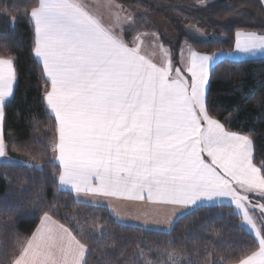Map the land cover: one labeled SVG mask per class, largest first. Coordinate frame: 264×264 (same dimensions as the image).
I'll use <instances>...</instances> for the list:
<instances>
[{"label":"snow or ice","instance_id":"snow-or-ice-1","mask_svg":"<svg viewBox=\"0 0 264 264\" xmlns=\"http://www.w3.org/2000/svg\"><path fill=\"white\" fill-rule=\"evenodd\" d=\"M33 55L50 84L45 99L59 125L61 185L111 197L134 193L173 205L230 197L258 240L238 264H264V163L253 162L252 140L214 118L207 91L213 56L191 53L186 70L150 63L122 35L77 0H39L31 10ZM235 49H264V35L237 32ZM218 55H223L220 53ZM16 61L0 58V125L14 96ZM5 156L0 136V157ZM207 157V159H206ZM241 189L242 191L238 190ZM56 231L67 251L46 241ZM73 245L75 247H73ZM85 246L45 213L41 226L11 264H78Z\"/></svg>","mask_w":264,"mask_h":264},{"label":"trees","instance_id":"trees-1","mask_svg":"<svg viewBox=\"0 0 264 264\" xmlns=\"http://www.w3.org/2000/svg\"><path fill=\"white\" fill-rule=\"evenodd\" d=\"M133 11L126 39L157 31L177 62L183 41L200 53L234 49L236 33L264 34L263 0H116ZM202 2V3H201ZM39 0H0V57L16 61L14 96L4 108V138L22 163L0 164V264H11L47 213L85 244L83 264H235L259 243L228 204L199 207L176 219L169 230L128 226L105 206L80 202L61 188L55 160L57 121L45 100L50 84L33 55L31 10ZM158 16V17H157ZM174 30L165 38L154 21ZM205 25L215 36H197L188 23ZM126 32V31H125ZM208 94L214 118L247 135L253 162L264 163V57L221 58L210 69Z\"/></svg>","mask_w":264,"mask_h":264},{"label":"crops","instance_id":"crops-1","mask_svg":"<svg viewBox=\"0 0 264 264\" xmlns=\"http://www.w3.org/2000/svg\"><path fill=\"white\" fill-rule=\"evenodd\" d=\"M39 4V3H38ZM38 7V6H37ZM32 20V19H31ZM105 25L110 27V24L108 23V19L106 18L105 20ZM126 26L121 25V33L119 31H116L113 29L114 32L122 35L124 41L129 44L130 47H137L135 46V41H137L138 35H134L131 41H128L125 37V31H126ZM239 32H248V31H239ZM250 33H255L250 31ZM260 35V34H259ZM264 35V34H262ZM142 45V41L140 42ZM163 43V42H162ZM236 44V42H235ZM235 44H234V49L227 51V52H217L216 53H223V55L215 56L216 53L213 54H207V53H200L195 50V48H188L187 51L181 53L178 55L177 62L173 60V56L171 52H167L163 50L162 52L167 56L164 57V59H160V50H154V49H141L140 47L138 48L139 54L145 58V60L149 61L150 63L157 64L158 66L161 65H166L168 61L170 60L172 63L173 68H181L182 71L186 70V67L188 63L190 62L191 58V53L194 51L199 54H206L209 56H213L214 59L210 63V68H209V75H210V69L211 67L216 63V61L220 60L221 58H232L234 60H239V59H251V58H263L264 57V49H258L255 50L254 52H249V53H242V52H237L235 49ZM165 46V45H164ZM166 48V46H165ZM181 50V49H180ZM145 51V52H144ZM2 58V57H0ZM5 59H7L5 57ZM39 60V59H38ZM40 62V61H39ZM41 63V62H40ZM209 85V83H208ZM208 85H207V90H208ZM50 88V86H49ZM11 98V97H10ZM9 99V98H8ZM7 99V100H8ZM46 100V99H45ZM50 109V108H49ZM51 111V109H50ZM52 113V111H51ZM4 122V120H3ZM3 122L2 125H0V136L3 137L4 145H5V156L0 157V164L2 162H14V163H22V157L20 158L19 153L17 150L14 148L8 147L6 140L4 138V127H3ZM58 124V122H57ZM234 132V131H233ZM57 142H56V151H55V160L59 163L60 165V171H62V164L60 163L58 156V150H57V145L59 143V125L57 127ZM207 158V157H206ZM257 166V165H256ZM60 183V181H59ZM61 188L66 190V191H71L73 194H75V197L77 200L80 202H85L88 204L92 205H101V206H106L110 212L115 215L117 221L121 222L122 224L125 225H132V226H138V227H147V228H155L158 230H169L173 225V223L176 221V219L184 214H187L188 211H191L200 205H205V206H211V205H218V204H228L231 205L232 207L235 208L234 202L231 200L230 197H220V198H214L211 201L209 200H201L195 205H190V206H183V205H173L169 203H164L162 202L161 198L153 196L151 199L148 198L147 193H144V199H135V194L134 193H125L123 195H116V196H111V197H105L101 195H94V194H87L85 195L84 193L77 194L73 189L71 185H61ZM242 215V214H241ZM49 216V215H48ZM51 217V216H49ZM44 220V216L41 218V221ZM51 220L53 221L54 225H63L65 228L68 229L67 226H65L63 223L60 221L58 222L56 219L51 217ZM41 221L37 225L36 229L41 226ZM252 233L253 230L251 229V226L249 224L248 227ZM36 229L34 231H36ZM69 232L71 233V236L75 237L73 232L68 229ZM255 235V233H254ZM32 237V235L28 238V240ZM256 237V236H255ZM75 239L80 242V244L84 245L80 240H78L76 237ZM257 239V238H256ZM27 240V241H28ZM27 241L25 242V245L27 244ZM46 241L50 243H54L57 248V252L59 254V249L61 247L65 248L67 251L68 249V244L70 243V238L64 237V239L58 238L57 232L54 231L50 237H46ZM258 241V240H257ZM73 247H75L73 245ZM87 248L85 246V250L83 253V256L79 258L78 264H83L85 257L87 255ZM20 253L18 254L19 257ZM68 264H72V255L71 253L68 254ZM235 264H238L236 262Z\"/></svg>","mask_w":264,"mask_h":264},{"label":"rangeland","instance_id":"rangeland-1","mask_svg":"<svg viewBox=\"0 0 264 264\" xmlns=\"http://www.w3.org/2000/svg\"><path fill=\"white\" fill-rule=\"evenodd\" d=\"M264 1V0H263ZM78 3L84 6L86 11H89L90 14L97 16V17H102L103 22H105L106 18L108 19V23L110 24V27L115 29L116 31H119L121 33V25L124 26H129L132 25L134 21V16H133V11L128 9L126 6H124L121 2L119 3L116 0H77ZM202 2H206L205 0H202ZM201 2V3H202ZM158 17V16H157ZM156 26H159L160 30L162 31V34L164 35L165 38H170L173 37L174 35V30L173 28L162 18H157L156 21H154ZM190 32L197 36H215V33L213 30L208 29L205 25H200L195 22L188 23ZM126 32L129 34V29H134L127 27ZM137 37V41H135V46L138 48L140 47L141 49H154V50H160V59H164L165 56L168 54H164L162 51L165 50L167 52H171V49L167 46L165 48V44L162 43V39L159 36V33L156 31H142L139 32ZM126 36V35H125ZM142 41V45L141 42ZM165 45V46H164ZM188 48H191L189 42L183 41L181 46H180V51L181 53L185 52L188 50ZM163 49V50H162ZM179 51V54H180ZM145 52V51H144ZM221 52V51H217ZM219 53H216L215 56H219ZM220 57V56H219ZM207 159V158H206ZM239 191L243 190L239 189ZM249 199L254 201L256 204L259 205H264V200L260 199L259 195L256 194H251L248 193ZM240 214H242L238 209H236ZM243 217V215H242ZM250 218L256 223L257 228L262 227L260 220L264 219V217H261L260 215V210L257 208L255 211H250ZM243 222L245 225L249 227V224L244 220Z\"/></svg>","mask_w":264,"mask_h":264}]
</instances>
